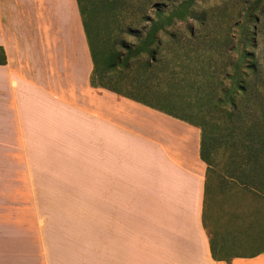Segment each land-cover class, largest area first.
Segmentation results:
<instances>
[{
    "label": "crops",
    "instance_id": "0c3cea01",
    "mask_svg": "<svg viewBox=\"0 0 264 264\" xmlns=\"http://www.w3.org/2000/svg\"><path fill=\"white\" fill-rule=\"evenodd\" d=\"M24 1L0 0V198L47 215L40 264H264L212 243L200 127L91 84L71 1L33 0L22 29Z\"/></svg>",
    "mask_w": 264,
    "mask_h": 264
},
{
    "label": "trees",
    "instance_id": "16d2710c",
    "mask_svg": "<svg viewBox=\"0 0 264 264\" xmlns=\"http://www.w3.org/2000/svg\"><path fill=\"white\" fill-rule=\"evenodd\" d=\"M262 1L255 0L244 14L233 47L237 55L232 70L187 98L177 95L173 79L163 78L171 61L161 53L163 36L174 21V15L162 6L164 0H155L150 6L154 8L153 17L144 14L140 20L149 22L144 34L135 25L133 4L130 13L123 0H76L93 62L91 84L133 97L200 127L201 158L207 164V195L212 166H218L216 147L220 145L225 160L230 161L231 177L264 196V67L252 49L259 13L264 12ZM5 63L6 55L0 47V64ZM153 76L158 78L156 83ZM144 80L152 81V86ZM161 83L164 88H159ZM249 112L258 113V120H250Z\"/></svg>",
    "mask_w": 264,
    "mask_h": 264
},
{
    "label": "rangeland",
    "instance_id": "374dc122",
    "mask_svg": "<svg viewBox=\"0 0 264 264\" xmlns=\"http://www.w3.org/2000/svg\"><path fill=\"white\" fill-rule=\"evenodd\" d=\"M70 1L68 15L72 16L71 21L75 25L77 21L80 23L78 8L76 0ZM123 1L130 13L133 4L135 25L138 32L144 34L149 22L140 20L145 15L154 16V8L150 6L155 0ZM254 1L164 0L162 6L168 14L174 15V21L163 36L161 53L168 55L171 60L163 78L173 79V89L177 95L194 97L209 82L216 81L218 75L232 70L237 55L236 48L233 50L234 43L239 37L244 14ZM18 2L10 0L11 5ZM26 2L27 7L24 5ZM21 3L20 24L22 29H27L30 27V21L26 20L30 15L29 9H34L35 5L33 0ZM259 14L260 22L257 24L256 42L252 49L264 67V12ZM108 78L106 81H110ZM152 81L156 83L157 76H153ZM152 81L145 83L152 86ZM191 81L192 84L197 82L192 85L189 83ZM164 87L163 83L159 85V88ZM247 115L250 120H258L259 117L255 112ZM222 151L218 145V166H212L214 170L209 178L211 186L205 215L207 227L215 249L218 243H223L229 246L230 251L252 253L264 246V196L231 177L230 161L225 160ZM29 202L30 199L24 198H0V264H40L39 235L35 234L37 231L44 234L48 228L47 215L35 216Z\"/></svg>",
    "mask_w": 264,
    "mask_h": 264
},
{
    "label": "clouds",
    "instance_id": "9594fccd",
    "mask_svg": "<svg viewBox=\"0 0 264 264\" xmlns=\"http://www.w3.org/2000/svg\"><path fill=\"white\" fill-rule=\"evenodd\" d=\"M177 23H179V21H177Z\"/></svg>",
    "mask_w": 264,
    "mask_h": 264
}]
</instances>
